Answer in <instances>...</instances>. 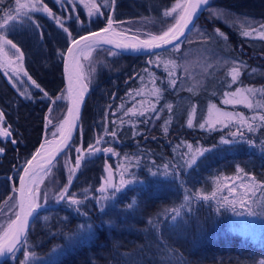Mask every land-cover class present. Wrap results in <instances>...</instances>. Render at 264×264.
I'll list each match as a JSON object with an SVG mask.
<instances>
[{
  "label": "trees",
  "instance_id": "1",
  "mask_svg": "<svg viewBox=\"0 0 264 264\" xmlns=\"http://www.w3.org/2000/svg\"><path fill=\"white\" fill-rule=\"evenodd\" d=\"M13 1L0 0V18ZM44 1L56 12L52 0ZM173 1L116 0L115 20L143 23V16L153 15L155 25L166 18L164 8ZM104 2L111 7V0ZM101 10L107 16L108 11ZM75 13V16L70 14V20L62 19L73 36L107 22L106 18H99L88 23L89 17L86 20L79 5ZM221 16L228 18L229 23ZM235 17L242 23L257 19L264 24V0H209L181 45L183 48L188 42L195 46V53H204L201 56L207 59L220 54L245 60L247 66L240 69L239 79L232 84L227 81V69L217 67L216 63L206 70L202 82L195 84L186 79L180 71V51L171 48L153 55H132L105 45L95 46L100 52L110 54L102 52L100 60L94 62V78L84 101L79 128L67 149L71 150L70 162L74 163L75 146L83 149L97 137H103L104 142L94 146L113 147L114 152L126 157L128 161L123 164L127 163V172L133 173L128 175L132 183L107 204L106 195L100 196L98 190L105 182L106 161L110 163L113 154L100 151L85 159L70 188L82 204L69 206L66 201L57 202L54 195L66 184L69 175V162H61L62 158L57 157L53 163L59 162V173L46 191L47 205L37 210L26 233L27 242L22 246L24 251L33 252L36 257L33 259L39 261L46 253L59 249L61 253L50 257L46 264H260L264 260V151L258 152V142L264 144V122L241 108L249 116L248 121L253 120L250 123L254 124V131L249 132L247 126L240 128L244 134L240 138L242 144L223 143L224 148L216 144L225 137L224 129L200 128L198 123L208 103L226 106L220 101L221 96L237 84L251 90L252 99L260 102L256 110L264 115V37L243 36L245 26L234 21ZM44 18L38 17L39 29L34 23L17 26L9 36L22 47L33 80L55 98L64 91L62 57L57 53L58 50L64 53L69 41L60 27ZM252 27L248 26L250 30L246 31H256L257 26ZM149 60L154 63L149 64ZM250 66H256V71L248 72ZM170 72L178 77L175 87L169 85ZM15 87L0 71V110L14 129L13 137L17 141L10 143L3 139L0 143L6 147L5 153L0 154V204L14 211L19 171L42 140L50 115L66 105L64 99L58 100L49 112L51 100L40 89L28 92L29 99L27 93L22 95ZM157 89V101L151 109H159L156 119L151 121L152 111L133 118L139 101L144 97L153 101L155 96L149 92L156 93ZM191 112L193 126L189 127L187 120ZM112 131L117 132L115 138L109 134ZM247 140H253L254 146L248 147ZM182 144H216L219 148L202 155L198 165L188 173L176 164ZM165 165H169L167 170ZM241 170L255 176L259 189L256 197L248 196L246 200L248 204L254 200L257 205L246 209L253 217L248 228L247 222L237 220L239 203L229 212L212 199L194 195L218 192L217 187L224 185L225 176ZM45 188L44 185L43 193ZM193 188L197 193H193ZM220 190L224 194L225 189ZM8 216L13 218V212L8 211ZM85 226L89 228L88 236L82 232ZM24 251L17 252L15 257L9 255L0 264H20Z\"/></svg>",
  "mask_w": 264,
  "mask_h": 264
},
{
  "label": "snow or ice",
  "instance_id": "2",
  "mask_svg": "<svg viewBox=\"0 0 264 264\" xmlns=\"http://www.w3.org/2000/svg\"><path fill=\"white\" fill-rule=\"evenodd\" d=\"M61 3L68 5L72 9V14L75 13V9L77 7L76 0H60ZM80 3H83L85 7L88 8V23H92L94 19L99 18H106L107 24L104 28L99 29V31H88L85 35H77L73 36L72 31L69 30V28L65 27V21L61 20L59 17L55 16V14L52 12V10L47 6V4L43 3V0H33L31 3H22L21 0H17V7L15 9L16 15L13 16L11 14L7 15V17L3 20V23L0 24V53H3L4 56L7 58L8 53L5 52V46H10L11 49H14L13 55L16 56L15 64H13L12 60L9 58L7 60V65L0 64V67L7 66L10 67L12 72L19 73L22 69L18 66L23 61V52L17 47V44L13 43L11 39L8 38L7 35L4 34L5 29H9V31L15 30L16 26L21 25L24 21H28L32 23L31 17L34 16L36 13H45L48 17H51L55 20V23L62 29V31L66 34V37L68 39L69 46L67 47V55H72L77 49L80 48L83 42V46L88 48L89 51H91L92 45L96 47H102L104 44H113L115 43V47L120 50H131L133 52L141 53V54H149L153 55L155 54L156 49H167L171 48L174 51L179 52L181 49V45L185 42L187 39V32L191 30L190 25L193 24V21L196 17V13L198 10L203 6L207 7L209 4V0H186V2H177L175 3L171 9L165 10L163 15L167 18H170L173 23H171L169 26L164 28L162 31H160L159 34H146L148 38L146 39H140V36H134L132 37L131 42H127L125 40H121L119 42L113 41L112 39L107 38V34H109L114 24L123 25L125 23H129L127 21H116L115 20V5L116 0H111V7L109 8V5L104 3H95V0H92V3H85V0H79ZM101 9H104L108 11L107 16H105V11H102ZM67 10V9H65ZM72 17L69 15L66 17V19L70 20ZM77 19H79L77 15ZM36 28H40V25L38 23L35 24ZM261 28H264V25L261 26ZM216 33L220 36H223V33L220 32L219 29L215 30ZM252 33L249 31H244L242 33L243 36L248 37ZM41 35L43 33L41 32ZM259 35L264 36V31H261ZM91 41L92 44L90 45L88 42ZM58 55H60L62 58L65 56V53L60 52L58 50ZM149 64L154 63L152 60L148 61ZM173 66L175 67V64L173 62ZM7 74V73H6ZM27 75V73H24ZM232 74V80L235 82L237 80V77L239 75V68L234 67L231 69ZM9 79H14L12 75H9ZM29 80H31V77H28ZM178 77L174 76L171 72L168 76L169 85L172 87H175L177 83ZM32 84L35 86V88L40 89L41 92H43V96L47 97L48 99L52 100V98L49 96L48 92L44 91L40 84H38L35 80L31 81ZM87 90V85L83 86V89L79 92V94L75 97L72 96V89L71 86L68 89L69 98L71 99V104L68 108V117H71L73 114L74 108L78 111V106L83 101L84 92ZM251 92V90H248ZM159 90H156L155 94H158ZM23 95V93H22ZM231 96L232 98L229 99L227 97ZM225 99L223 101L224 104H245L248 108H252L253 105L251 101L248 99V96L245 95L240 88L236 89L235 93H225ZM26 98H31L30 96ZM63 97H56L55 100H52V103L55 104L56 101L61 100ZM169 111H171V105H168ZM155 111V108L153 109ZM52 109L49 108V112H51ZM129 112H132V109L128 110ZM195 111V108H193V112ZM135 114V113H133ZM143 115V113H140ZM158 115V112H157ZM47 119V118H46ZM255 119V118H253ZM259 120L261 122H264V115L259 117ZM233 121H238V127L236 132H232L231 136L233 139L226 140L223 137L221 138V142L225 144H233L236 142V138H243V132L240 131L241 127L247 126L248 131H254V124L249 123L246 118L243 117L241 114L239 117L233 113L229 112H223L221 109H217L215 105H212L209 110V118L206 121V124L209 128H213L217 124H231ZM48 124H51V119L47 120ZM64 124H69L71 127H75L74 121H70L67 117L65 120L61 123V136H64V133L62 131ZM205 123H201L199 125L200 128H204L206 126ZM0 143L3 142V139H7L10 143H17L15 138L13 137L14 129L11 128L10 125L7 124V121L5 119V114L2 110H0ZM187 125L189 127L193 126V119L189 118L187 120ZM164 131H167V128L164 129ZM113 138L117 136V132L112 131L109 133ZM53 136L56 135L55 132L52 133ZM70 139L69 136H65L64 139L60 141L61 144L67 148L68 140ZM104 142V138L101 137L95 141L96 144H101ZM247 143L250 146H254L253 140H247ZM40 148H44V144H41ZM6 147L0 146V154L5 153ZM62 149L57 147L56 154L62 153ZM106 152V153H114L113 147H106V148H98L94 145L90 144L88 145V149L82 151L81 148H77L76 152L78 153L76 161H75V167L69 169V175L67 177V183L63 186V188L58 192L56 195V201L57 202H67L69 206H75L82 204V201L76 197L75 193H72L70 191L71 185L73 183V178L75 175V172L77 169L81 167V161L82 159H85L86 157L94 156L97 152ZM189 151H192L191 145H189ZM209 151L208 149H196L195 153L191 156V159L188 161L189 167L193 166L196 162L198 155H203L204 152ZM40 149H37V153L32 156L30 160L26 161V164L23 168L24 175H20L19 179L21 181V188H20V199L17 202V206L19 208L18 211H14L13 209H9V211L13 212L14 219L9 218V222H7L6 227L2 224H0V229H2V234H0V256H4L6 254H10L13 257L16 256L17 252L24 251L23 245L27 242V229L30 224V217H33L37 209L43 207V205L39 202L42 198L46 201L47 200V193H41L39 184L35 183V180H33L34 187H28L27 188V194L29 196V199L26 203L25 201V178L30 173L31 166L33 164V161L37 159V155L39 154ZM48 168L44 170V174L47 175L48 172L51 171L52 168V161L49 160L47 162ZM167 170L169 165L164 166ZM127 171V169H125ZM243 171V170H241ZM155 174V173H154ZM247 175V174H246ZM43 180V177H41V182ZM250 180L252 181V186H245L241 185L242 188L246 189L247 192H251L253 190V187L255 186V176H251ZM132 183V181L125 180L123 178V173H121V181L119 184H113L112 182V172L109 169L108 170V177L105 181V184L102 185L99 189L101 192H106L109 188L113 190V196L116 195V193L120 192L125 185H128ZM220 187L218 185L217 191L220 190ZM87 190H85L86 192ZM230 192H235L236 188L233 186L229 189ZM216 193H212V198H215ZM204 199H208L209 197L204 196ZM85 199H87V196H85ZM187 199V197H185ZM239 203L241 207L244 206V197L243 195L238 200H229L227 197L223 198V204H228L231 206H235V204ZM223 206V205H222ZM101 212L104 211L103 205H101ZM176 217H173L175 219ZM31 254L27 251H24V260L20 261V264H25L27 259L29 258ZM260 264H264V260L260 262Z\"/></svg>",
  "mask_w": 264,
  "mask_h": 264
},
{
  "label": "rangeland",
  "instance_id": "3",
  "mask_svg": "<svg viewBox=\"0 0 264 264\" xmlns=\"http://www.w3.org/2000/svg\"><path fill=\"white\" fill-rule=\"evenodd\" d=\"M52 1L54 2L55 6H56V12L54 10H52V12L55 14V16L59 17L61 20L65 19L70 14L75 16L74 14H72V9L68 5L61 3L60 0H52ZM103 1L104 0H95V3H102ZM21 2L22 3H31V2H33V0H21ZM177 2H186V0H174L166 8H164V11L171 9L172 6ZM43 3L46 4V2L44 0H43ZM76 3H77V5L80 6V9L82 10V12L85 13L84 15H85L86 20H87L88 8L85 7L83 3H80L79 0H76ZM85 3L90 4V3H92V0H85ZM16 7H17V0H14L11 3V6L8 7L6 10H4V13L1 15L0 24L3 23V20L7 17V15H9V14H11L13 16L16 15V12H15ZM65 9H67V10H65ZM76 10H77V7H76L75 11ZM216 15H218V17L220 16V14H218V13H216ZM40 16H45V18H44L45 21L52 22L54 25L59 27L55 23V20L51 17H48L47 14H45V13H36L34 16H32L30 18L32 23H34V24L38 23V17H40ZM142 18H144L143 23L139 22L138 20H128L127 22H129V23H125L122 26L118 25V24H114L113 26L117 30L125 31V32H128V33L133 34V35H139L140 37H148L146 34H159L160 31H162L164 28H166L167 26H169L171 23L174 22L170 18L166 17V18L160 19V21L156 22L154 25L153 19H155V16H153V15L143 16ZM221 18L225 20V23H229V21H230L228 18L225 19L223 16H221ZM233 20L237 21L238 24H242V25L244 24V26H245L244 31H246L247 29L250 30V28H248V26L249 27L251 26V28H253L252 26L255 27V25H256L257 26L256 31L253 32V30L251 29L253 37H256V36L257 37L258 36L264 37V36L259 35V33L261 31H264V28H261V26L264 25L262 23L263 22L262 20L260 22L257 19H248V21L245 23H242V21L238 17H235ZM28 24H31V23L28 21H24L21 25H18V26H24V25H28ZM156 31H157V33H155ZM9 33H10L9 29L4 30V34L7 35L8 38L13 41V43L17 44L9 36ZM188 45H189L188 42H186L182 46L183 48L180 49V54H179L181 56V63H180L181 70L180 71H181L182 76H185L186 79H190L195 84L202 82L204 80V73H206V70L210 66L214 65L215 63L217 64V67H219L221 69H227V75H228L227 81L229 84H232L233 80H232L231 69L234 67H238L239 72H240V69L244 68V66H247V64H248L242 58H236V57L235 58H228V57L220 56V54H215L214 57L207 59V58H204L203 56H201V55H204V53H202L201 55L198 53H195V51H196L195 46H191V44L189 46ZM17 47L23 52V61L21 64L18 65L22 70L17 74V73L12 72L10 67L3 66V67H0V71H1V74L4 77H6L7 81L12 86H14V87L16 86V87L20 88V89H17L15 87V89L17 91H19L21 93H25V95L28 94V96H29L28 92H33L35 89V86L33 84H31L32 83L31 81L33 80V78L31 76V73L28 70L27 65H26V61H25L26 56L24 54V51L20 45L17 44ZM14 51L15 50L11 49L10 46H5V52L8 53V57L6 58L3 53H0V64L7 65V60L9 58L12 60L13 64H15L16 56L13 55ZM102 52H103V54H106V55L110 54V52H107V51H102ZM102 52L97 50L95 48V46H92L91 51H89L88 48H84L81 51V54H80L81 69L83 71L84 80H85L86 84L88 85V88H89L90 84L93 82V78H94V71H95L94 70V62L96 63L97 61L100 60V58H101L100 53H102ZM214 66H216V65H214ZM247 71L250 73H253L254 71H256V66H250ZM25 72L27 73V75L24 74ZM9 75H12L14 77V79H9ZM29 76L31 77V80L28 79ZM238 79L239 78L237 77V80ZM240 86L241 85L237 84L232 89L224 91L223 95L221 96L220 101L223 102L224 99L226 98L225 93H235L236 89L240 88L241 91L245 95L248 96V99L251 101V103L253 105L252 108H248L245 104H227V105L224 104L226 106H221L220 104L216 105L214 103H211V104L208 103L206 105L207 106L206 112H204L202 120L200 119L198 121V123L200 122V123L206 124V121L209 118V110H210L212 105H215L217 109H221L223 112L233 113V114L237 115V117H239L242 114L243 117L246 118L247 120H249V116H247L246 114H243V113L247 112V114L251 115L252 117H256V118H259L260 116H262L263 114L256 110V108L260 107V105H259L260 102L256 103L252 99L251 93L248 91V89L245 87H240ZM149 93H152V95L155 96V99L153 101H147V100H144L145 99V97H144L143 100H140L139 103L136 105L137 113L134 114L133 118H139L141 116L140 113L147 114L148 112L152 111L151 109L156 104V101H157L156 98H157L158 94H155L151 90ZM60 96L63 97L62 99H64V101L66 102V105L64 107L61 106L60 108H58V110H54L53 114L50 115L49 119H51L52 123L49 124L48 129L46 130L45 134L43 135L44 141L53 139L54 137H56L59 134V132L61 130L60 125L64 121V117H65L66 110H67V97H66L65 90L57 95V97H60ZM55 98H52V100H55ZM227 98L231 99L232 97L229 96ZM255 104H257V105H255ZM49 108H51V109L53 108V103H52V105H50ZM241 108H243L246 112L244 110H240ZM158 110L159 109H155V111L154 110L152 111V115L150 117L152 122L156 119ZM192 113L193 112L190 113V117H188V119L193 117ZM252 121L253 120L248 121V122L250 123ZM0 126H3V125H0ZM205 127L209 128L207 126V124ZM214 127H217V129H222V130L224 129L225 137H223V138L226 140H231V139H233V137L231 136V133L237 131L238 121H233L231 124H226V125L217 124ZM53 132L56 133L55 136L52 135ZM99 138H101V137H97L95 139V141ZM95 141H93L91 144L92 145L96 144ZM237 142L239 144H242L240 142V138H236V142L233 144H237ZM216 144H219V146L224 148V144L221 142V140H219V142ZM189 145L190 144H187L185 146L182 144L179 147V150H180V152H178L179 160L176 163L177 165H179L183 169H185L188 173L193 171V167H196L198 165V162H199L200 158L202 157V155H198L195 164L193 166L189 167L188 161L191 159V156L195 153L196 149H208L209 151L204 152V154L206 155V154L210 153L211 151H213L214 149L217 150L219 148V146H215V145L201 146V145L191 144L192 151L190 152L189 151ZM247 145H248V147H250L249 144H247ZM258 145L260 146L258 148V150H259L258 152L264 151V144L263 143L261 144V142H258ZM68 147L62 152V154L59 157L62 158V160H60L61 162L62 161L66 162V164H67V162H69L68 163V167H69L68 170H69L70 168H73V166L75 165V160L77 158L78 153L76 152L74 163L72 161L70 162L71 150L68 151L67 150ZM106 147H104V148H106ZM77 148H79V147H76V146L74 147V152L76 151ZM98 153L99 152H97L96 154H98ZM114 153L115 154L112 155V159H111L110 163L108 161H106V165L104 167L105 170H104L103 180L106 181V179L108 177V170L110 169L112 172L113 184H119L121 181V173H123V178L125 180H128V178L130 177L128 175L133 174V173H130V171L129 172L125 171V169H127V170L129 169V166L127 165V163L123 164V162L125 160L128 161V159L124 156H120V153L119 154H117L116 152H114ZM87 158L88 157H86L85 159H87ZM85 159H82L83 161H82L81 167H82ZM114 164H116L115 167H114ZM132 166H133V163L131 164V167ZM58 167H60L59 162L52 163L51 171L48 172L47 175H45L44 172L40 175L39 181L36 184H39V188H40L41 193H43L42 189H43L44 185L47 186V188H45V191H44V192H46L47 189L49 188V186H51L53 184L52 179H54L55 176H58V173H59ZM81 167H80V169H81ZM80 169H79V171H80ZM159 172L161 173L162 170H160ZM196 173H199V172H196ZM251 176H253V175L248 171H246V172H243V171L235 172L233 175H231L229 177L225 176L224 179H222V181H223L222 184H224V185H221V187H220V189L221 188L225 189L224 194L221 193V190H219L218 192L215 191V193H216L215 198H212V195H205V196L209 197V199H212L213 201H215L216 202L215 204H218L221 206L223 205L222 207L229 212H231L230 210L233 208V206L228 205V204H223V198L227 197L229 200H234V198H235L236 200H238L243 195L245 203H244V206L240 207V209H239L240 214L237 217V220L241 223L247 222V225L245 226L247 228L249 226V222L251 221V219L253 217L246 212V209H254V207H256L257 205L254 203L255 202L254 200L250 201L249 204L246 203V200H247L248 196H251V197L255 196L256 197L259 189H258V186H257L258 183L256 182V180H255V186L253 187V190L251 192L246 193V189L242 188L241 185L243 184L245 186H252V181L250 180ZM41 177H43V180H42L43 182H41ZM103 180H102V182H103ZM104 184H105V182L102 183V185H104ZM233 186L236 188V191L230 193L229 189L232 188ZM62 188L63 187L61 186L57 190L56 194L54 195L55 197ZM124 189L125 188H123L120 192L116 193L115 196L122 194ZM15 190H16V188H15ZM211 192H213V191H211ZM193 193H197L195 188H193ZM98 194H100V196L106 195L107 204L111 203L112 199L115 197V196H113V190L110 188L106 192H101L98 190ZM15 195H16V193H15ZM194 195L197 198H203L204 197L201 194H199V195L194 194ZM187 201H189V200L187 199ZM15 202H16V198H15ZM39 202L46 204L44 202V199H41ZM212 203H214V202H212ZM247 204H248V206H247ZM236 206L239 207L241 205L238 204ZM9 207L10 206L0 204V224L4 225L5 227L7 225V222H9V218H11L10 216H8ZM9 213H10V211H9ZM88 229H89L88 226H85V228L82 229L84 236L89 235ZM0 234H2V229H0ZM25 251H27L31 254L29 256V258L27 259V261L25 262V264H46L48 261H50V257L54 258L61 253V250L54 249L53 251L43 255V257H41L39 261H36L35 259H33V257H34L33 252L29 251L28 249H26ZM34 258H36V257H34Z\"/></svg>",
  "mask_w": 264,
  "mask_h": 264
},
{
  "label": "water",
  "instance_id": "4",
  "mask_svg": "<svg viewBox=\"0 0 264 264\" xmlns=\"http://www.w3.org/2000/svg\"><path fill=\"white\" fill-rule=\"evenodd\" d=\"M204 8L205 7L202 6L198 10V12L196 13V17H195V19L193 21V24L190 25V28H192V26L194 25L196 19L201 15V13H202ZM106 24L104 26H102V27L95 28V29L88 30V31H99V29L104 28L106 26ZM88 31L83 32V33H81L79 35H85ZM129 35L137 36V35H133V34H130L128 32H125V31L117 30L113 26L112 31L109 34H107V38L112 39L113 41H116V42H119V41L125 40V39H126L127 42H131L132 39H130V37H128ZM146 38H148V37H140V39H146ZM69 43L67 44V46H66V48L64 50L65 56L62 58V61H61L62 80H63V85H64L66 97H67V110H66V114H65L64 120L67 117L70 121H74L75 127H71L69 124H64L63 129H62V131L64 133V136H61V130H60L59 134L56 137H54L53 139L50 140L51 142L48 144V146H46V147L41 149L40 146H41V144H43V141H42L37 146V148L33 151V153L28 157L27 160H30L32 158V156L37 153V149H40V152L37 155V159L35 161H33L30 173L25 178V185H26V188H25V192H26L25 201H26V203H27V201L29 199V196L27 194V188L28 187H33V185H34L33 184V180H37L38 177L44 172V170L48 168L47 162L49 160H51L53 162L57 157H59L62 154V153L56 154L57 147L61 148L63 151L66 149L65 146L60 143V141L62 139H64L65 136H69V134H70V139L68 140V145H69L71 143V141L73 140L76 132L78 131V127H79V122H80V118H81V114H82V110H83L84 101H85V98H86V95L88 93L89 88H88V85L86 84V82L84 80L83 71L81 69V63L78 61L80 63V66H79V64L77 62V59L80 60L81 51L84 48H86V47L83 46V42H82V45L80 46V48L77 49L72 55L69 56V55L66 54L67 53V47L69 46ZM88 43L90 45L92 44L91 41H89ZM104 45L107 46V47H110L112 49H115L117 51L123 52V53L132 54V55H142L141 53L133 52L131 50H120V49H117L115 47V43L110 44V45L109 44H104ZM92 46H94V45H92ZM162 49H164V48L156 49L155 52L159 51V50H162ZM84 85H87V90L84 92L83 101H82V103L79 104L78 111H77V109L74 108L72 116L68 117V108L70 106H72L71 99L69 98V94H68V89L71 86L72 96L75 97L83 89ZM87 149H88V146L85 147L82 151L87 150ZM26 161L22 165V167H21V169L19 171L17 180H16V190H15L16 191L15 192L16 193V195H15V198H16V211L19 210V208L17 206V202L20 199V191L19 190L21 188V181H20L19 177H20V175H24L23 168H24V166L26 164ZM82 161H81V164H82ZM74 167H75V165L73 166V168ZM79 169H77L76 172H75V175H74V178H73V182H74L75 178L77 177ZM41 204L43 205V207L47 205V204H44V203H41ZM43 207H41V208H43ZM41 208H39V209H41ZM39 209H37V210H39ZM14 218L15 217H13V219ZM33 218H34V216L30 217L29 227H30V225H31V223L33 221ZM29 227H28V229H29ZM28 229H27V231H28ZM9 255L10 254H6L4 256H0V263L2 261H4Z\"/></svg>",
  "mask_w": 264,
  "mask_h": 264
},
{
  "label": "bare ground",
  "instance_id": "5",
  "mask_svg": "<svg viewBox=\"0 0 264 264\" xmlns=\"http://www.w3.org/2000/svg\"><path fill=\"white\" fill-rule=\"evenodd\" d=\"M128 37H130V39H132V37H134V36H131V35H129ZM80 62V60L79 59H77V62ZM78 62V64H79V66H80V63ZM51 141L50 140H47V141H43V144H44V147H46V146H48V144L50 143ZM39 178H40V176L38 177V179L37 180H35L36 182L35 183H38V181H39ZM43 182V181H42Z\"/></svg>",
  "mask_w": 264,
  "mask_h": 264
},
{
  "label": "flooded vegetation",
  "instance_id": "6",
  "mask_svg": "<svg viewBox=\"0 0 264 264\" xmlns=\"http://www.w3.org/2000/svg\"><path fill=\"white\" fill-rule=\"evenodd\" d=\"M30 83H31V82H30ZM31 84H32V83H31ZM50 105H52V101L50 102L49 107H50ZM49 107H48V108H49Z\"/></svg>",
  "mask_w": 264,
  "mask_h": 264
}]
</instances>
